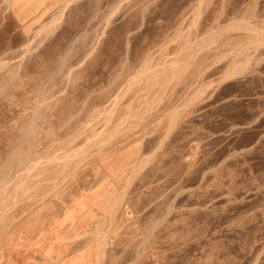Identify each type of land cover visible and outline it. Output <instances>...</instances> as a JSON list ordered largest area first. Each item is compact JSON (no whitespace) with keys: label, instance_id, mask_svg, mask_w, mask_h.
<instances>
[{"label":"rangeland","instance_id":"374dc122","mask_svg":"<svg viewBox=\"0 0 264 264\" xmlns=\"http://www.w3.org/2000/svg\"><path fill=\"white\" fill-rule=\"evenodd\" d=\"M0 264H264V0H0Z\"/></svg>","mask_w":264,"mask_h":264}]
</instances>
